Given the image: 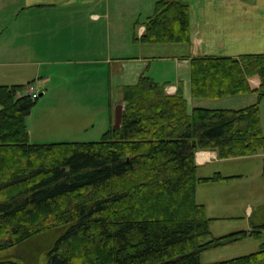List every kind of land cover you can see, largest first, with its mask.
I'll return each instance as SVG.
<instances>
[{
  "label": "trees",
  "instance_id": "1",
  "mask_svg": "<svg viewBox=\"0 0 264 264\" xmlns=\"http://www.w3.org/2000/svg\"><path fill=\"white\" fill-rule=\"evenodd\" d=\"M144 25L135 37L143 44L191 43L187 0H158ZM191 86L196 100L250 92L264 99V53L193 57ZM25 89L0 86V256L59 229L45 264H203L205 250L264 236L263 208L251 231L206 240L212 219L196 197L198 184L232 179L199 177L198 152L264 156L258 103L190 110L182 84L171 95L144 73L121 88V126L113 121L102 140L34 144L27 118L38 98ZM211 264H264V241L254 253Z\"/></svg>",
  "mask_w": 264,
  "mask_h": 264
},
{
  "label": "crops",
  "instance_id": "2",
  "mask_svg": "<svg viewBox=\"0 0 264 264\" xmlns=\"http://www.w3.org/2000/svg\"><path fill=\"white\" fill-rule=\"evenodd\" d=\"M10 1L1 0L4 4L0 8V86L16 85L20 72L30 70L34 78L25 90L32 85L39 96L45 94L44 90L49 95L62 86L53 81L59 73L70 74L78 81L68 89L71 95L82 94L83 82L93 83V88L100 85L104 94L112 90L110 86L121 91L138 83L146 73L166 84L171 95L182 84L191 110L203 101L192 96L191 58L264 53V0H187L191 10L189 44H143L135 40L145 33L144 23L153 15L158 0L149 3L143 20L136 21L138 34L133 32L132 41L126 39L131 30L123 20L129 14L134 23L135 13L141 14L142 0ZM159 62H164L160 72L156 67ZM252 84L257 88L259 79L254 78ZM119 103H123L122 91ZM113 118L114 114L111 123ZM88 125H70L74 131H59L56 136L67 142L63 139L73 138L68 135L80 137L99 128L97 123ZM219 159L212 151L196 154L198 166Z\"/></svg>",
  "mask_w": 264,
  "mask_h": 264
},
{
  "label": "rangeland",
  "instance_id": "3",
  "mask_svg": "<svg viewBox=\"0 0 264 264\" xmlns=\"http://www.w3.org/2000/svg\"><path fill=\"white\" fill-rule=\"evenodd\" d=\"M153 1L142 0V4H139L141 14L135 13L133 24L130 19L132 15L126 13L127 15L123 22L126 21L125 24L131 30L127 35L125 34L126 39L130 38L132 41L134 31L138 34L136 21L145 18L146 8ZM4 2L11 1L4 0ZM0 3L1 8L4 3L1 0ZM126 5L128 6L129 3L127 2ZM158 47L160 46H156V49ZM129 51H131V48H129ZM114 52L117 51L114 50ZM168 52L170 51L168 50ZM162 63L164 62L156 64L159 72L163 68ZM32 75L30 70L20 72L19 78L14 82H16V85L27 86L34 78ZM71 76L70 74L59 73L53 81L62 86L56 88V91L50 92L49 95L44 90L45 94L38 98V103L27 118L31 143L61 142V138L63 137L56 136V133H59V131L71 132L74 130L70 125L80 128L87 123H89L88 127L97 123L99 128L96 132H90L87 135L83 134L80 137H75L76 135L71 134L68 136H73L72 139L63 140L67 142H97L103 138L104 133L102 132L105 130L103 128L108 130L111 127L110 117H113L115 106L121 100V91L115 86H110L112 90H107V93L104 94L102 91L100 92V85L97 88H93V83L88 84L87 82H83L84 84L82 85L85 88L81 91L82 94L71 95L68 89L71 88L73 83H78L73 78L74 76ZM159 76L161 78V74ZM159 76L156 75L155 77L159 79ZM46 88L48 90L49 87L47 86ZM43 92L41 91V93ZM56 101L57 103H55ZM257 103L260 106L262 130L264 133V99L260 100L258 94L255 92L237 94L220 100H203L198 102L200 106L233 109L246 108ZM215 173H221L223 176L232 179L198 184L197 201L206 206L207 215L212 219L210 222L211 235L206 240L241 231H251L253 221L257 223L261 222L260 216L264 208L263 154L258 153L253 156L213 160L212 163L198 166L197 174L199 177H209ZM61 234L62 231L59 229L48 231L26 241L18 248L4 255L1 254L0 257H16L21 261V264H45L46 252H48L49 248ZM263 241L264 236L261 238L247 236L231 244L203 251L201 253V261L203 264H211L246 256L260 250Z\"/></svg>",
  "mask_w": 264,
  "mask_h": 264
},
{
  "label": "water",
  "instance_id": "4",
  "mask_svg": "<svg viewBox=\"0 0 264 264\" xmlns=\"http://www.w3.org/2000/svg\"><path fill=\"white\" fill-rule=\"evenodd\" d=\"M123 112H124V104L119 103L115 106L114 109V129H118L121 126L122 119H123Z\"/></svg>",
  "mask_w": 264,
  "mask_h": 264
},
{
  "label": "built area",
  "instance_id": "5",
  "mask_svg": "<svg viewBox=\"0 0 264 264\" xmlns=\"http://www.w3.org/2000/svg\"><path fill=\"white\" fill-rule=\"evenodd\" d=\"M28 91L31 93L34 99H37L39 97V93L36 91V89L33 86L29 87Z\"/></svg>",
  "mask_w": 264,
  "mask_h": 264
}]
</instances>
